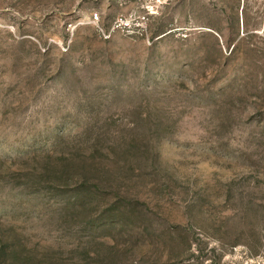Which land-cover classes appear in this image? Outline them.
Here are the masks:
<instances>
[{"label":"rangeland","instance_id":"1","mask_svg":"<svg viewBox=\"0 0 264 264\" xmlns=\"http://www.w3.org/2000/svg\"><path fill=\"white\" fill-rule=\"evenodd\" d=\"M0 264H264V0H0Z\"/></svg>","mask_w":264,"mask_h":264},{"label":"built area","instance_id":"2","mask_svg":"<svg viewBox=\"0 0 264 264\" xmlns=\"http://www.w3.org/2000/svg\"><path fill=\"white\" fill-rule=\"evenodd\" d=\"M93 21L97 24L101 36L106 39L111 38L113 33L121 28H125V27L132 28L133 25L138 24L141 25L143 29L146 31L148 25L147 15L139 16V18L137 19V23H135V18L132 17H118L113 21V23L109 28H105L99 23L100 21L99 13L94 14Z\"/></svg>","mask_w":264,"mask_h":264}]
</instances>
